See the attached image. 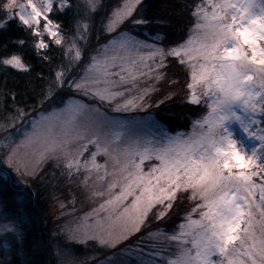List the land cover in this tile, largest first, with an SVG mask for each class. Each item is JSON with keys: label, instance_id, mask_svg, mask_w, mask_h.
<instances>
[{"label": "snow or ice", "instance_id": "6c2138e0", "mask_svg": "<svg viewBox=\"0 0 264 264\" xmlns=\"http://www.w3.org/2000/svg\"><path fill=\"white\" fill-rule=\"evenodd\" d=\"M104 7L103 0H0V71L24 77L20 89L0 81L3 156L29 179L67 182L86 199L101 198L93 211L119 220L94 231L86 214L75 228L45 234L0 197V264H47L45 252L55 264H89L69 250L89 243L109 252L91 264H264V0H177L172 11L191 17L185 38L157 33L151 42L132 29L170 25L147 17L145 0L102 15ZM97 33L104 42L90 47ZM28 49L39 68L26 59ZM170 62L188 75L183 84L168 75ZM138 77L151 84L133 92ZM179 88L184 104L202 109L190 135L147 138L144 122L101 111L159 107ZM154 92H163L155 105ZM64 94L96 104H65ZM28 97L55 110L37 119L25 111ZM253 140L258 147L247 145ZM37 144L34 161L18 159L21 147ZM181 196L192 206L169 228ZM58 203L63 214L67 205Z\"/></svg>", "mask_w": 264, "mask_h": 264}, {"label": "trees", "instance_id": "16d2710c", "mask_svg": "<svg viewBox=\"0 0 264 264\" xmlns=\"http://www.w3.org/2000/svg\"><path fill=\"white\" fill-rule=\"evenodd\" d=\"M121 1L122 0H115V2H112L111 0H105V7L101 14L103 15L104 12L109 13V10L113 7L112 3L115 5L119 4ZM188 2H190V0H188ZM145 3L147 5V11L145 13L147 17L159 18L167 22L170 26L166 28H161L155 25L142 27L144 31H134L138 37L148 39L154 37L157 33H163L169 36V40H181L185 38L184 34L189 29L191 17L187 11H185L182 15L172 11L173 6L177 3V0H145ZM177 16H179L178 23L173 22V19H170ZM61 23L62 26H64L67 23L66 19L62 17ZM45 42H47V39ZM52 54L57 60L59 59L58 49ZM26 59H29L33 66H36L37 68L40 67L39 58L32 55L31 49H28ZM168 75L174 80L181 81V84L188 79V75L185 70L174 62H170ZM0 81H6L9 88L15 87L20 89L23 87L24 77L16 75L13 71L11 76L6 78L3 71H0ZM162 95L163 92H154L152 96L153 105H155V101L161 98ZM183 95V88L176 89V95L173 100H170L165 104H161L159 107H152L155 116L171 131L189 129L193 120L201 113L200 107L184 104L181 100ZM67 96H69V94H64L61 99L64 101ZM26 99H28L29 105L25 108L26 112L33 111L38 107L39 104L33 102L30 97ZM21 107H23V105H21ZM46 172L47 171L44 172L43 176L47 174ZM67 186V182H63L59 186H56L42 182L41 179L34 177L29 180L26 188H19L16 187L10 179H8L2 170H0V197L7 198L10 203L19 205L23 209L24 213L27 214L29 219H35V223L29 224L28 227L38 229L45 234L56 232L54 229L59 220L55 219V210L51 206L53 201L56 199V195L60 192L63 193L65 187L67 188ZM191 206L192 205L188 202V200L184 196H181L179 205L173 209L172 219L169 224L173 226V224L179 220V217H182L185 210ZM69 250L77 258H87L89 260V264H91L92 257L98 258L108 253L107 250L100 249L91 243L87 246L72 245ZM31 258L36 259V257ZM41 258L44 259L47 264H55V260L51 252H45Z\"/></svg>", "mask_w": 264, "mask_h": 264}, {"label": "rangeland", "instance_id": "374dc122", "mask_svg": "<svg viewBox=\"0 0 264 264\" xmlns=\"http://www.w3.org/2000/svg\"><path fill=\"white\" fill-rule=\"evenodd\" d=\"M112 2H115V0H111ZM105 0H103V3ZM125 0H122L119 4H113V7L109 10L108 14H111L112 10L117 9L118 7H121L124 4ZM105 4V3H104ZM144 31L142 27H136L132 29V31ZM140 38V37H139ZM144 39V38H140ZM153 37L148 38L147 40L151 42ZM104 38L102 35L99 33L96 34V38H94L91 42V46H99L103 44ZM111 55V51L108 53ZM121 55H127V53H120ZM104 53H101V56H103ZM151 84V81L147 77H138V83L133 87V92L144 88L146 85ZM126 87H132V85H125ZM159 87V85H157ZM154 93H151V102L153 103V96ZM64 103H83V104H93L95 105L96 102L93 101L90 97H84L79 94L71 95L65 97ZM201 109V108H200ZM54 111L55 107L49 108L48 105H44L43 108H41L40 104L38 107L29 113L31 116H35L37 119H39V113L42 111ZM101 111L104 113H107L109 118H114L120 121H123L125 123L128 122H144L145 127H143L140 130V134L147 137V138H152L155 136L156 138H159L160 134L162 131H166L170 135H176L177 133H185V134H192L193 132V124L194 121L198 118L196 117L190 128L187 130H176V131H171L167 128L165 124H163L159 119L155 116L152 107L150 108H143V109H135L129 112H120L116 113L113 112L111 107L108 106H103L101 107ZM202 111V109H201ZM155 121L157 126H153L152 122ZM20 125L17 124V127ZM28 127V130H30V126L26 125ZM234 130L237 131L238 134L243 136V133H240L239 126L234 124L233 125ZM246 139V138H245ZM247 145L251 147L252 145H256L258 147V142L257 141H248ZM39 145H33V146H24L21 147L18 150V159L22 162H28V161H34L35 157L33 153L37 152L39 150ZM97 163L99 164H104V159L101 157H97ZM0 170L10 179V181L19 188H26L29 183V178H27L25 175H21L19 172L16 171L15 167L10 165L7 162V159L3 156V146L2 142H0ZM48 170V165H43V171ZM147 170V168H145ZM40 172V176L43 177L44 172ZM109 171H111V164L109 165ZM47 173V172H46ZM45 173V174H46ZM102 174V173H101ZM34 178V177H33ZM32 179V178H31ZM89 184L92 188H100L102 185L94 183L93 181H89ZM68 185V183H67ZM59 201H62L65 205H67L66 210H64L63 214L60 210V204L58 203ZM99 202H102L101 198H94V199H86L82 195H80L79 190L72 186L67 188L65 187L63 193H59L56 195V199L52 203V208L55 210V219H58V223L55 226V231L68 226V227H73L75 228L78 224H81L83 219L85 218L86 214L91 215V219L88 220V225L90 226L91 230L94 231H101L103 229H108L110 227H116L119 224V220L117 217L113 214H110L108 211L101 210L99 212H94L93 209L99 208ZM185 214V213H184ZM182 214V216L184 215ZM172 215V214H171ZM193 219H199V216H193ZM181 222L180 220L176 221L175 223ZM170 220L167 223V227H172L170 224ZM109 255V252L101 257H98L97 259L103 260L106 256ZM216 259V257H214Z\"/></svg>", "mask_w": 264, "mask_h": 264}]
</instances>
